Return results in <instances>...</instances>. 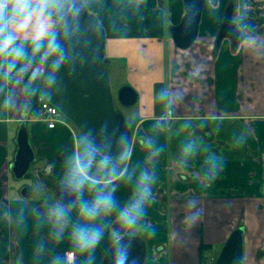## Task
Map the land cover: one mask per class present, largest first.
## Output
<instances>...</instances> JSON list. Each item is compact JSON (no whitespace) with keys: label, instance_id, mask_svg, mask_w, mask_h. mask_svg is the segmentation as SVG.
<instances>
[{"label":"crops","instance_id":"0c3cea01","mask_svg":"<svg viewBox=\"0 0 264 264\" xmlns=\"http://www.w3.org/2000/svg\"><path fill=\"white\" fill-rule=\"evenodd\" d=\"M227 1L206 3L195 43L181 49L171 28L183 0H84L105 30L107 66L138 94L131 144L101 162L75 128L30 120L62 0H39L26 26L0 29V264H104L124 236L145 243L144 264H215L238 227L242 264H264V4H240L242 41L217 46ZM17 2L6 0L8 11ZM22 122L38 160L25 185L10 181ZM62 181L79 190L66 208ZM105 195L110 209L86 220L81 208ZM77 226L100 232L95 247L76 243Z\"/></svg>","mask_w":264,"mask_h":264},{"label":"water","instance_id":"95a60500","mask_svg":"<svg viewBox=\"0 0 264 264\" xmlns=\"http://www.w3.org/2000/svg\"><path fill=\"white\" fill-rule=\"evenodd\" d=\"M185 15L171 28L172 38L181 49L191 47L199 33L202 13L209 1L183 0ZM235 3L225 11L218 43L229 38L233 46L243 39V32L234 23ZM61 26L52 34L51 55L42 72V94L47 102L57 107L89 144L92 162H101L122 155L132 141L131 127L122 112L117 110L110 75L105 67V30L89 12L84 0H62L58 11ZM118 101L126 107L138 100L131 86H123L117 93ZM17 151L12 162L16 179L24 178L36 155L25 122L20 123L16 136ZM23 197L31 194L30 187L22 189ZM61 207H70L78 199V188L68 181L55 187ZM243 227L236 228L224 244L215 264H242ZM145 243L135 236H124L108 252L104 264H144Z\"/></svg>","mask_w":264,"mask_h":264},{"label":"clouds","instance_id":"9594fccd","mask_svg":"<svg viewBox=\"0 0 264 264\" xmlns=\"http://www.w3.org/2000/svg\"><path fill=\"white\" fill-rule=\"evenodd\" d=\"M40 7L39 0H18L17 3L11 5V11H8L9 5L6 3V0H0V29L9 26H15L19 29L21 25L26 26ZM10 42L11 36L6 37L5 47ZM17 55H19V52H17ZM111 203L110 195L98 196L91 206L81 208V215L86 220H94L101 211H108ZM73 236L81 248L90 249L95 247L99 241L100 232L98 230L77 226Z\"/></svg>","mask_w":264,"mask_h":264},{"label":"built area","instance_id":"2783aa9c","mask_svg":"<svg viewBox=\"0 0 264 264\" xmlns=\"http://www.w3.org/2000/svg\"><path fill=\"white\" fill-rule=\"evenodd\" d=\"M38 105V110L30 119L31 121L42 123L49 130L56 129L59 126H64L67 128L74 126L63 116L57 107L47 102L43 95L39 97ZM67 258L70 262H72L75 258V252L69 251L67 253Z\"/></svg>","mask_w":264,"mask_h":264},{"label":"rangeland","instance_id":"374dc122","mask_svg":"<svg viewBox=\"0 0 264 264\" xmlns=\"http://www.w3.org/2000/svg\"><path fill=\"white\" fill-rule=\"evenodd\" d=\"M246 4L245 5H247V7H248V5L249 6H252L253 8H254V10L257 8L258 10H257V12L258 11H261L260 9V7L264 4V0H261V2L259 1V0H246ZM58 6L59 7H62V4H61V2H60V4H58ZM247 9H249V8H247ZM50 55H51V50H50V52H48V56H49V58H50ZM49 60V59H48ZM106 67V69H107V71H108V73H109V75H110V82H111V88H112V91H113V93H114V100H115V104H116V107H117V110L118 111H120V112H122L123 113V115L126 117V119H127V121H128V119L130 118V116H131V114H130V109H132L131 108V106L130 107H126V106H123L119 101H118V98H117V93H118V90L121 88V87H123L124 86V80H125V77H124V74H121V73H119L120 75L119 76H114L113 75V73H114V71H113V68L112 67H109V66H105ZM112 73V74H111ZM133 107V106H132ZM16 128V127H15ZM30 128V127H29ZM73 128H75L76 129V127H74L73 126ZM31 130V129H30ZM77 130V129H76ZM30 172H31V168H30V170H29V172H28V174H30ZM28 174L24 177V178H22V179H15V180H13V179H11L10 181L11 182H13V183H17V182H19L20 184H23V185H25V184H29L30 183V180H29V177H28Z\"/></svg>","mask_w":264,"mask_h":264},{"label":"flooded vegetation","instance_id":"af4514ba","mask_svg":"<svg viewBox=\"0 0 264 264\" xmlns=\"http://www.w3.org/2000/svg\"><path fill=\"white\" fill-rule=\"evenodd\" d=\"M231 1H233L234 3H235V11H234V16H233V19H234V23L236 24V22H235V18H236V15H237V13H238V9H239V5L240 4H243V5H245L247 2H246V0H228L227 1V3H226V5H225V8H224V12H223V18H222V23H223V20H224V15H225V11H226V8H227V6H228V4L231 2ZM260 2H261V0H259ZM209 2V1H208ZM218 2H219V0H218ZM218 2H217V4H218ZM212 4V3H211ZM216 4V5H217ZM206 6V5H205ZM205 8V7H204ZM246 12H247V14L248 15H250L251 16V18H256V14L251 10V9H246ZM203 14V13H202ZM185 15V14H184ZM263 16H264V11H263ZM222 25V24H221ZM237 25V24H236ZM238 27V26H237ZM221 28V27H220ZM239 28V27H238ZM240 29V28H239ZM241 30V29H240ZM219 31H220V29H219ZM242 31V30H241ZM218 36H219V34H218ZM218 36H217V40H216V45L217 46H220V44H221V42L220 43H218ZM243 36H244V33H243ZM225 39V38H224ZM242 41V40H241ZM232 43V42H231ZM233 45V44H232ZM239 45V44H238ZM237 45V46H238ZM237 46H234V47H237ZM107 65V63L105 64V66ZM165 120V119H164ZM33 149H34V152H35V155H36V151H35V148L33 147ZM38 160H37V157H36V160H35V162L33 163V164H35L36 162H37ZM32 164V165H33ZM31 165V166H32Z\"/></svg>","mask_w":264,"mask_h":264},{"label":"trees","instance_id":"16d2710c","mask_svg":"<svg viewBox=\"0 0 264 264\" xmlns=\"http://www.w3.org/2000/svg\"><path fill=\"white\" fill-rule=\"evenodd\" d=\"M43 95L42 94V75L35 77V100H34V106H35V112L38 110V103H39V97ZM202 252V248L200 249Z\"/></svg>","mask_w":264,"mask_h":264}]
</instances>
